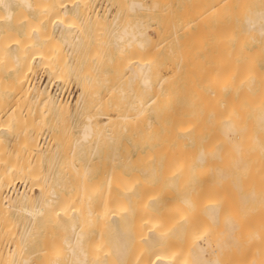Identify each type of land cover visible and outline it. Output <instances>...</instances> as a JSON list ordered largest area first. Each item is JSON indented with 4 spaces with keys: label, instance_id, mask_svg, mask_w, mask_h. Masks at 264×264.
<instances>
[{
    "label": "bare ground",
    "instance_id": "bare-ground-1",
    "mask_svg": "<svg viewBox=\"0 0 264 264\" xmlns=\"http://www.w3.org/2000/svg\"><path fill=\"white\" fill-rule=\"evenodd\" d=\"M92 1L0 0V24L7 21L14 26H10L13 32L8 40L11 50V58L8 59L12 62V80H9L11 103L7 110L0 104V114L7 115V123H0V140L9 134L10 144L8 158L3 154L0 164V234L5 232L9 235V239L0 245V256L7 259L16 251L19 254V240L25 245L35 240L34 245L37 246L32 251L27 252L30 248L23 251L24 256L21 254V264H175L170 251L171 237L167 239L166 230H169L170 236H186L190 242V264L257 263L256 260L252 263L251 254H255L254 248H257L253 241L256 234L259 235V229L254 227L252 231L249 228L253 215H250L252 218L248 223L245 213L248 209L256 210L255 205L250 208V201L254 198V204L258 205L257 196L260 195L256 192L255 198L256 177L253 179L251 168H255L257 160L251 155L258 154L260 160L264 158L260 157V154L264 156V42L245 51L241 48L242 43L224 41L225 23L216 26L192 24L215 13L225 14L233 4L241 7L243 0H204L191 19L173 26L176 46L171 50L173 54L167 56L164 54L165 40L150 38L146 34L147 29L144 31L137 23H130L131 20L120 25L117 23L122 10L138 11L143 7L142 0H114L117 9H114L113 16L110 14L112 21L109 22L107 0L101 9L97 8L98 5L93 7L96 4L95 0ZM149 2L151 10L156 8L158 2ZM255 7L245 12L242 28L244 32L253 29L264 34V9ZM122 17L125 18L124 15ZM110 22L113 28L111 31L108 28V32L113 36L112 44L115 50L125 53L128 87L119 91L127 105L122 113L116 112L113 116L103 112L107 110L112 95L108 91L93 99L94 111L89 108L91 112L84 114L87 112L83 106L88 101V93L91 101L86 105L89 107L92 102V94L87 90L88 58H94L95 52L92 49V40H95L88 31L90 27L102 28ZM51 26L58 27V31L55 32L53 27V33ZM1 29L2 63L7 46L3 51L1 39L9 36L4 35L5 29ZM154 31L157 36L159 31L156 28ZM185 32L183 36L186 35L187 40L179 41V36ZM204 36H209L210 41L203 39ZM62 45L66 47L65 51ZM40 65L44 67L46 82L39 85L30 81V77ZM75 71L81 83L80 92L70 107L71 103L64 97L53 95L49 86L53 81L60 84L65 72H73L74 75ZM1 74L4 73H0V78ZM96 92L94 90V95ZM4 100L2 104L7 107ZM77 111L84 114V119L76 126L78 135L72 151L76 148L77 153L83 155L84 146L89 142L92 143V154L99 136L113 139L120 127L119 137H122V132L129 138L133 137L136 142L130 140L138 144V153L156 157L152 173L143 167L138 168L137 174L128 173L123 170L127 163L121 165L120 159L115 162V158H111L112 163L103 179V190L94 188L99 186L98 177H94L87 191V184L82 179L88 172L87 164L77 171V185L68 183L61 137L66 119L69 120ZM43 131L48 132L44 146L38 142ZM182 154L187 156L185 169L170 165L174 156ZM166 156L171 157L168 159ZM250 158L252 161L255 159L251 168ZM43 163H46V169H41ZM260 167L259 164L258 172H261ZM262 173L264 171L261 172L264 176ZM133 176L138 177V181L142 178L154 181V184L176 185L178 179L184 180L186 185L197 188L200 194L197 198L193 193L192 198L187 192L184 194V202L195 213L191 210L189 217L179 219L156 214V199L153 196L148 198L138 219L142 230L138 227L141 232L137 237L144 246L135 255L130 253V243L137 237L135 233L134 238L130 234L134 230L129 232V229H133L136 216L132 212L133 220L128 227L131 215L128 208L131 206L120 211L113 207V202H120L121 196L129 195L126 181ZM16 181L26 182L28 190H15ZM78 200L84 203L83 208ZM197 200L201 202L197 208L202 214H199L200 219L206 225L202 230L194 231L199 223V219H195L197 210L194 208ZM247 216L250 217L248 213ZM18 217L24 219V224ZM16 218L19 227L20 223L23 224L18 238L11 228ZM52 224L64 231L61 241L67 251L66 262H62L45 242L44 232L48 234L45 228L51 229ZM166 240L170 241L168 246ZM208 254L211 257H207ZM260 257L261 254L258 258L257 254L255 256L258 264Z\"/></svg>",
    "mask_w": 264,
    "mask_h": 264
},
{
    "label": "rangeland",
    "instance_id": "rangeland-1",
    "mask_svg": "<svg viewBox=\"0 0 264 264\" xmlns=\"http://www.w3.org/2000/svg\"><path fill=\"white\" fill-rule=\"evenodd\" d=\"M105 1L106 0H102V1L101 0H95L94 3L96 5H94L93 7H96L98 5L97 8L100 7L99 9H101L102 4L105 3ZM109 1H111V0H107L105 3L109 7V11H108L109 13L107 14V22H109L108 20L112 21V16L114 15V13L116 12L115 10L117 9V7H115V5H116L115 1L114 0L111 1L112 4ZM124 1L127 2V0H124ZM198 1H200V2H198ZM92 2L93 1L91 0V3ZM140 2L141 3L143 2L142 3L143 7L141 9H139L140 11L139 10L138 11L137 10L136 11H130L128 9H125V11L122 10L120 12V15L118 18L119 20H117V23L120 25L124 21L128 22L131 20L130 23H132V24L137 23L138 25L141 26V29H143L144 31H145V29H147L146 31H148V32H146V34H148L150 38H152V39L158 38L160 40H165L164 41V51H166V53H164V54L167 56V55L173 54V53H171V50L175 49V46H176V44H175L176 40L174 39V35L172 34L173 26L174 25H176V26L181 25V24L185 23L186 20L191 19L195 15V13L193 14V12L195 10H197L198 8H200L199 6L202 5L201 3L205 2V1L204 0H158V1L155 0V2L156 3L158 2V3L156 4V8L154 7V8H152V10H151V7H149V5H150L149 0H147L146 2H145V0H142ZM198 3H199V5H198ZM111 5L113 7H111ZM103 6H104V4H103ZM236 6H239V7H236ZM253 6H256L255 8L264 9V0H243V4L241 5V7L238 4H233V6H231V8L227 11L228 13L227 12H225V14L215 13L212 16H210L209 18H206V20H203L202 22L199 20H196V21L192 22V24L202 23L205 25L211 24L213 26H216L217 24L219 25V24L225 23L226 27L224 28V31L226 33V37L224 38V41H227V42L232 43V44L242 43L241 48H244L245 51L246 50L248 51V50L255 48L254 46L256 44L264 42V34H259L256 30H253V29L249 30L248 32H244L243 28H242L243 18L246 15L245 12L246 11L249 12V9H252ZM191 7H192V9H191ZM1 12L2 11H0V14H1ZM123 12H125V13H123ZM236 12H237V14L235 15ZM111 13H113V14H111ZM147 14H149L150 16ZM247 14H250V13H247ZM122 15H124L125 18H123ZM144 15H145V17L148 16V18H146V20L144 19L145 18ZM230 15L232 16L231 19H230V17H231ZM150 17H152V18H150ZM150 19H152V20H150ZM134 20L135 21L137 20V21L134 22ZM139 20H141V23L139 22ZM119 21H120V23H119ZM9 22H12V21H9ZM148 22H151V23H148ZM0 25H1L0 27L3 30L5 29L3 31L4 35L7 34V37L9 36V38H7V39H5V38L1 39V41H3V47L7 46V50H6V47H4L3 51L6 50V51H4L6 57L4 56L5 60L3 59L4 61L2 60V63L0 62V64H1L0 65V71H2L0 73H4V74H1V78H0V84L2 86V88H0V91L2 93L4 92V94L0 93V95H1L0 96V99H1L0 104L4 108V110H7V109H9L8 106H10L9 103H11L9 101V100H11L9 84L12 80V76H11L12 73L10 72L12 70L10 68L12 66V64H11L12 62H11V59H8L9 57L11 58V55L9 53V51H11V50H10V46H9L10 42H8V40L11 37V35H9V34L11 32H13L12 27H14V26L12 25V23H10V25H9V23L7 24V21H4V23L0 24ZM110 25H111V27H110ZM10 26H12V27H10ZM106 26H107V28H106ZM106 26L102 27V28L100 26L90 27V29L88 31L90 33V35L92 34V37L95 40V41L92 40V49L95 52L93 54L94 58H88L89 63L87 65H88V71L90 74L88 75V77L86 79H87V90H88V92H91V94H92L91 95L92 96L91 97L92 102H91V104L89 103V107H88L87 102L91 101V99H89L90 93H88L89 94L87 96L88 101L85 103V106H83L84 110H86L87 112L85 111L86 113H84V114H87L88 111L90 113L92 109L94 111L95 102L93 99H95V98L97 99V96L103 95V94L107 93L108 91H111L112 95H111L110 99L108 100L109 105H108L107 110H105L103 112L108 113L109 115L113 116V115H116L115 114L116 112L122 113L125 110L126 105H127L125 102L126 99L124 97L122 98V96H121V94H123V93L122 92L120 93V91H123V89L125 90L128 87V84H127L128 82H126V80H127V68L124 66L125 53L123 51L115 50L114 45L112 44L113 36H112V34H110L111 32H108V28H109V31H111L113 28V24L110 22ZM53 27H55V32H57L58 27H56V26H53ZM53 27L51 26V31H53V33H54ZM153 28L154 29L156 28V30L159 31V33L157 32V34H158L157 36H156V33H155ZM186 33L187 32H185V33L181 34V36H179V41L187 40L186 38H188V37L186 35L183 36ZM152 34H154V35H152ZM202 38L210 41L209 36H207V37L204 36ZM7 42L9 44H6ZM63 45H62V48H63V51H65L66 47L65 46L63 47ZM259 47H261V46L259 45ZM7 60H8V62H7ZM75 77H76V71H75L74 75H73V72H65V74L63 75V80L60 82V84H58L56 81L55 82L53 81L50 83V86H49V91H51L53 93V95H56V97H58V98L64 97L65 99H67L69 101V103H71L70 107H73V103L75 101V98H77L78 93L80 92V90H79L80 89L79 86L81 84L80 79L78 78V76L76 78ZM30 78H31L30 81L36 82L39 85L41 83H45L46 82V74L44 72V67L42 65L38 66ZM4 79H5V81L3 82ZM9 80H10V82H9ZM4 86H5V88H4ZM94 90L98 91V93L96 92L97 95H94L95 94V93H93ZM5 91H7V93H5ZM4 98H5V100H4ZM3 100H4V102L6 101L5 106H7V107L3 106V104H4V103L2 104ZM7 101H9V102H7ZM121 102H123L122 103L123 105L120 104ZM7 104H9V105H7ZM111 104L114 106H110ZM1 106H0V108H1ZM120 106H123V108L121 109ZM89 108L91 110H89ZM116 110H118V111H116ZM75 113L73 114L74 118L70 116L69 120H68V118L66 119L68 121V123L66 121V125L63 126L64 133L61 137V142H62L63 148H64V153H63L64 164H66L64 169L67 171V176H68V181H69L68 183H72V186H73V184H74V186H76L77 183L79 182V177H78L77 171H79L84 164H87L89 166L88 172H86V174L82 178L85 181V185L87 184V188H86L87 191H88V189H90L89 188L90 183L92 182L94 177H98V179H99L98 180L99 186L94 187V188H96V190H103L104 189L103 179H104L105 173L109 170V167L112 163L111 158H115V162H119V159H120L119 163L121 165L124 162L127 163V167L124 168L123 170L128 171V173H132V174L133 173H135V174L139 173V170H138L139 167L148 168L152 173V171L154 170V166H153L154 165V159L156 157L153 154L148 155V154H144V153H138L137 149L139 150V147L136 146V145H138L137 143H132V141H134L133 137L129 138L128 135L125 136L124 132H122V137H119V136H121V134L119 135V133H118L120 127H118V130H117L115 136H113V139H110L108 136H99V138L96 142L97 146H95L96 149H95V151H93L92 154H90L92 143H89V142L86 143L84 146L83 155L78 154L77 153L78 150L76 148H73V151H72V146H73L74 140L76 139V137L78 135L76 126L78 124H80L81 122H83V119H84L83 113H78V111ZM1 114H3V113L1 112ZM1 114H0V123H5L6 119H7V117H6L7 115H4V114L1 115ZM70 118H73V120L72 119L70 120ZM2 119H3V122H1ZM42 133H43V135H41L38 142L41 141L39 143H41V145L44 146L45 145L44 143H47V141H48V139H45V138H47L48 132L43 131ZM7 135L9 137V134H7ZM8 137L6 136L5 139L0 140V164H1V159H3L4 156H5L4 158H6V159L8 158V151H9L8 148H10ZM7 138H8V143H6ZM125 139H127V140H125ZM130 139L131 140L133 139V140L131 141ZM4 140H5V142H4ZM2 141L5 143V145ZM91 142H94V140L93 141L91 140ZM134 142H136V141H134ZM7 144L9 145V147ZM129 144H131V145H129ZM3 154H4V156H2ZM166 157L168 159H170L171 156H166ZM251 157L252 158L256 157L255 159L257 160V162H254L255 159L252 161V159L250 158L249 165L251 168L252 167L251 163L254 162V166H255L254 169L255 170L251 168L253 179L256 177L254 180V182H255L254 184L256 185V183L258 182V186H261L260 187L261 189H260V188H258V186L256 187L254 185L255 198L257 196L256 192L258 194H260L257 196V198L259 197L258 200H259L260 204H259V202H258V205H257V203L254 204L253 201H255V199L253 198L252 202L250 201V203H251L250 208H252V205H253V207L255 205L256 210H255V208H252V210L255 211L254 213L251 209L250 210L248 209V211H247L249 216L253 215L252 216L253 218L251 216L249 218H247L248 217L247 213H245L246 216L245 215L244 216L247 219L246 221L248 223L250 222V218H252L251 220L253 223L250 222L251 226L249 227L251 230L254 227L259 229V230H257V232L259 231V235L257 233L256 234L257 237L254 236L258 240L254 239L255 242L253 241V244L254 243L256 244V245L254 244V247L257 246V248H254L255 254H253V253L251 254V256H253L252 263H255L254 260H256L257 263H255V264H258L257 259H255V256L257 254V258H258V255L260 256V254H261L262 257H260L259 264H264V183L259 184L261 182H264V180H262V178H264V176H261V172L264 171V169H261L262 167H264V163H262V162H264V158H262L264 156H262L260 154V157L262 158V160L258 159L259 158L258 154L257 155L252 154ZM173 158H175V160ZM173 158H172L173 163H170V165H174L176 168L185 169L186 166L188 165L187 156H185L183 154L181 156H174ZM168 161L169 160H167V162ZM260 161H262V162L260 163ZM259 164L261 166L260 167L261 172H258L259 171V169H258ZM45 165H46V163L45 164L43 163V166H41L42 168L41 167L40 168L46 169ZM115 167H118V166H115ZM0 169H1V165H0ZM114 170H117V168H114ZM205 171L207 172V169H205L204 172ZM255 172H258V174L260 173V175L258 176L257 173L255 174ZM262 174H264V173H262ZM185 175H186V172H185ZM183 178H185V176H183ZM126 182H127V184L125 187H126V190L129 191V195L121 196L122 197L121 201L120 202L119 201L113 202V207L116 206L117 209L120 211V210H125L126 207L128 208V206H131V208L130 207L128 208V209H131V211L129 210L131 215L129 214L130 215V221H129L130 223L128 224V227L133 220V217L131 220V216H132V212H133V215L136 216V220L135 219L133 220V223H132L133 229H132V227L129 229V232L134 230L130 233L131 235L133 234V237H134L135 233H136L135 237H137V235L142 230L141 226L139 225L140 221H138V219H139L140 215H142V213H143L142 211H144L143 209L146 208L145 204H147L148 198L153 196L152 198L156 199L155 203H157V205H158V207H157L158 210H157L156 214H159L162 216L166 215V216H168V218H172V219H179V218H182V217L187 216V215L189 217V214L192 213L191 210H193L192 208L188 207V205L184 202V200H183L184 194L187 192L191 198H192V193H193V196H195V198H197L198 195L200 196V194L197 193V191H198L197 188L190 186V185H186L184 180L181 181L180 179H178L176 181V185H169V184H162V183L161 184H154V181H149V180H145L142 178H140V180L138 181V177H136V176H133L132 179L129 178ZM26 184H27L26 182L23 183L21 181H16L15 182V190H16V188H17V191L18 190H28V187L26 186ZM24 186L26 189L24 188ZM94 186H96V185L94 184ZM74 190L75 189H73V191ZM218 190H219V188H218ZM226 192H227V190H225V193ZM210 193H211V190H210ZM226 194H227L226 195V197H227L228 193H226ZM229 196H231V195H229ZM199 201L200 200H197L196 201L197 203L195 204L196 206H194V208H196V210L201 205L200 204L201 202H199ZM78 204L81 208L84 207V203L81 200H78ZM159 210H161V211H159ZM122 212H125V211H122ZM196 212H197V214H196L195 219H199V223L197 224V227H196V229H194V231L200 230V229L202 230V228H204L203 226L206 225L205 222L201 221V219H200V215H202L201 212H199L198 210ZM249 212H250V214H249ZM193 213H195V210H193ZM142 217H144V214ZM18 219H20V222H22L24 224L23 218L18 217ZM21 219H23V221ZM16 221H17V218L15 219V222L13 223V225L11 224L12 225L11 228H12V230L14 229V232L16 234L15 236L18 238L20 236L19 231L22 230L23 224L20 223V227H19V223H18L19 220L17 222ZM87 223H88V221L86 220V224ZM52 225L53 226L51 229L49 228L48 230H46V228H45V231L48 232V234L46 232H44L45 242L48 244V246H50L54 250L53 251L54 253L58 254L61 257L60 260L62 262H66L67 251L64 247V244L61 241V238L63 236L64 231L60 230L58 226H55V224H52ZM138 227H140L141 230L138 229ZM19 228L21 230H19ZM134 228H136V230L138 229L139 231H135ZM17 229H18V231H17ZM166 232H168L167 239L171 237V240H172L171 245H170V251H171L172 259H173L172 261L175 264H190L189 263L190 251L188 248V244L190 242L186 239V236L181 237V238H177V237L172 236V235L170 236L169 230H166ZM37 237L39 240L40 237L39 236H37ZM8 239H9V235L7 233H5V232L1 233L0 234V245L2 242H6V240H8ZM38 240H36V242H38ZM19 241H20L18 244L19 254L16 251L15 254L10 256L11 259L9 256L7 259H4L0 256V264H21L22 263L21 258L24 256L23 251H26L28 248H30V249L27 250V252L30 250L32 251L37 246V244L34 245L35 240H34V242L30 243L29 245L26 244L27 246L24 244V242H21V240H19ZM168 243H170V241L167 242V240H166L167 246L169 245ZM130 244H131L130 245L131 255L137 254L138 250L139 249L141 250L144 246V245L142 246V241L140 239H138V237H137V240L136 239L133 240V238H132V242ZM7 245L8 244L6 243V246ZM20 246H22V249H21L22 251L20 250ZM8 247H9V245H8ZM27 252H25V255ZM21 254H23V256L20 258ZM207 257H211L210 254H208Z\"/></svg>",
    "mask_w": 264,
    "mask_h": 264
}]
</instances>
